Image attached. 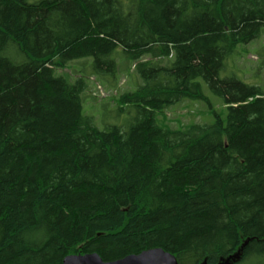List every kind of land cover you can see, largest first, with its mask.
I'll list each match as a JSON object with an SVG mask.
<instances>
[{
    "label": "trees",
    "instance_id": "obj_1",
    "mask_svg": "<svg viewBox=\"0 0 264 264\" xmlns=\"http://www.w3.org/2000/svg\"><path fill=\"white\" fill-rule=\"evenodd\" d=\"M262 35L264 0H0V264L153 249L264 264V91L221 76ZM119 48L142 83L116 99L131 121L100 130L86 78L56 71L91 59L114 86ZM200 79L226 116L159 126L183 100L210 105Z\"/></svg>",
    "mask_w": 264,
    "mask_h": 264
},
{
    "label": "rangeland",
    "instance_id": "obj_2",
    "mask_svg": "<svg viewBox=\"0 0 264 264\" xmlns=\"http://www.w3.org/2000/svg\"><path fill=\"white\" fill-rule=\"evenodd\" d=\"M29 1L37 2L39 0ZM237 52V55L232 57L233 59L230 58L227 61L221 76H236L241 81L260 87L264 91V35L248 45H240ZM117 53H120L117 62L121 67H126V70L118 75L114 86H108L88 74L90 68L83 65V62L91 63V59L72 62L66 69L56 71V75L63 76L70 82H74L78 77L84 76L86 78L89 88L84 95V113L94 118V122L100 130L113 125L124 127L131 121L134 113L121 112L116 99L119 93L135 91L137 85L142 83L135 73L133 65L124 55L121 56V48L116 51ZM145 59H149V57H145ZM199 81L210 105L202 100H183L157 113L159 126L184 131L194 124H213L216 120L213 112L223 117L226 116V108L222 99L212 93L202 79Z\"/></svg>",
    "mask_w": 264,
    "mask_h": 264
},
{
    "label": "water",
    "instance_id": "obj_3",
    "mask_svg": "<svg viewBox=\"0 0 264 264\" xmlns=\"http://www.w3.org/2000/svg\"><path fill=\"white\" fill-rule=\"evenodd\" d=\"M63 264H177V261L170 253L162 249H153L114 262H104L97 254L68 256L64 259Z\"/></svg>",
    "mask_w": 264,
    "mask_h": 264
}]
</instances>
